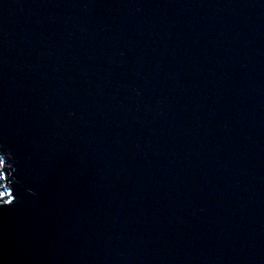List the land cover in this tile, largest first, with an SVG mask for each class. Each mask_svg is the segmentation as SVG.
I'll use <instances>...</instances> for the list:
<instances>
[{
    "label": "water",
    "instance_id": "1",
    "mask_svg": "<svg viewBox=\"0 0 264 264\" xmlns=\"http://www.w3.org/2000/svg\"><path fill=\"white\" fill-rule=\"evenodd\" d=\"M0 179V264H264V0H0Z\"/></svg>",
    "mask_w": 264,
    "mask_h": 264
},
{
    "label": "rangeland",
    "instance_id": "2",
    "mask_svg": "<svg viewBox=\"0 0 264 264\" xmlns=\"http://www.w3.org/2000/svg\"><path fill=\"white\" fill-rule=\"evenodd\" d=\"M2 196H3V191H2L1 185H0V197H2Z\"/></svg>",
    "mask_w": 264,
    "mask_h": 264
},
{
    "label": "trees",
    "instance_id": "3",
    "mask_svg": "<svg viewBox=\"0 0 264 264\" xmlns=\"http://www.w3.org/2000/svg\"><path fill=\"white\" fill-rule=\"evenodd\" d=\"M0 185H1V179H0Z\"/></svg>",
    "mask_w": 264,
    "mask_h": 264
},
{
    "label": "clouds",
    "instance_id": "4",
    "mask_svg": "<svg viewBox=\"0 0 264 264\" xmlns=\"http://www.w3.org/2000/svg\"><path fill=\"white\" fill-rule=\"evenodd\" d=\"M5 157V156H4Z\"/></svg>",
    "mask_w": 264,
    "mask_h": 264
}]
</instances>
